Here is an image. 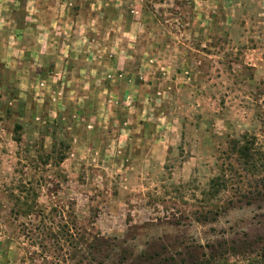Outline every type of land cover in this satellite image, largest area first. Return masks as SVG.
Returning <instances> with one entry per match:
<instances>
[{
  "label": "rangeland",
  "instance_id": "obj_1",
  "mask_svg": "<svg viewBox=\"0 0 264 264\" xmlns=\"http://www.w3.org/2000/svg\"><path fill=\"white\" fill-rule=\"evenodd\" d=\"M233 140L264 149V0H0V264H250Z\"/></svg>",
  "mask_w": 264,
  "mask_h": 264
},
{
  "label": "trees",
  "instance_id": "obj_2",
  "mask_svg": "<svg viewBox=\"0 0 264 264\" xmlns=\"http://www.w3.org/2000/svg\"><path fill=\"white\" fill-rule=\"evenodd\" d=\"M233 154L237 155L234 159L237 166L241 165L238 169L233 164H228L229 169L222 170L224 174L222 177H217L212 180L214 186H218L215 193L220 192L221 188H225L227 184H233V188L240 194L238 202L247 200V205H251L252 201L257 202L258 198L264 197V176L259 177L258 180H245L247 174L256 175L259 171L264 169V149L255 148V143L243 142L240 140H233L231 142ZM229 160V159H228ZM243 161V163H242ZM250 170V171H249ZM245 173V175L243 173ZM234 184H237L235 186ZM213 194L216 195V194ZM233 203V201H230ZM230 203V204H231ZM261 244V243H260ZM242 255L248 259L250 264H264V243L261 246L256 247V243L248 242L246 247H241ZM214 258V257H212ZM198 264V263H195Z\"/></svg>",
  "mask_w": 264,
  "mask_h": 264
}]
</instances>
